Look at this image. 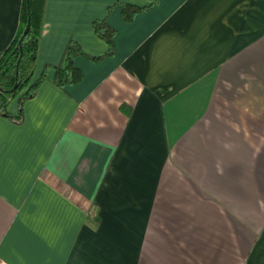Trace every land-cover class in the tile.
<instances>
[{
    "label": "crops",
    "instance_id": "crops-1",
    "mask_svg": "<svg viewBox=\"0 0 264 264\" xmlns=\"http://www.w3.org/2000/svg\"><path fill=\"white\" fill-rule=\"evenodd\" d=\"M22 4L0 0V57ZM43 12L38 88L0 114V261L264 264V0ZM71 42L83 81L59 86Z\"/></svg>",
    "mask_w": 264,
    "mask_h": 264
},
{
    "label": "trees",
    "instance_id": "trees-1",
    "mask_svg": "<svg viewBox=\"0 0 264 264\" xmlns=\"http://www.w3.org/2000/svg\"><path fill=\"white\" fill-rule=\"evenodd\" d=\"M157 4V0H152ZM46 0H23L20 16V28L17 37L0 57V114L5 113L10 102L23 90L27 96H32L38 88V83L32 84L38 57L39 42L42 30ZM123 21L131 22L145 9L123 5ZM30 21V31L24 36ZM96 35L108 44L109 56L115 53V30L107 20L96 21L93 24ZM22 49V50H21ZM64 65L56 68V83L59 86L76 85L83 81L82 72L76 67L75 60L82 56L76 42H71L65 49ZM18 69V74H17Z\"/></svg>",
    "mask_w": 264,
    "mask_h": 264
},
{
    "label": "water",
    "instance_id": "water-1",
    "mask_svg": "<svg viewBox=\"0 0 264 264\" xmlns=\"http://www.w3.org/2000/svg\"><path fill=\"white\" fill-rule=\"evenodd\" d=\"M30 21H29V23L26 25L27 26V28H26V30H25V32H24V36H26L28 33H29V31H30ZM22 50V49H21ZM17 74H18V69H17Z\"/></svg>",
    "mask_w": 264,
    "mask_h": 264
},
{
    "label": "built area",
    "instance_id": "built-area-1",
    "mask_svg": "<svg viewBox=\"0 0 264 264\" xmlns=\"http://www.w3.org/2000/svg\"><path fill=\"white\" fill-rule=\"evenodd\" d=\"M0 264H6V263H4V262L0 261Z\"/></svg>",
    "mask_w": 264,
    "mask_h": 264
}]
</instances>
